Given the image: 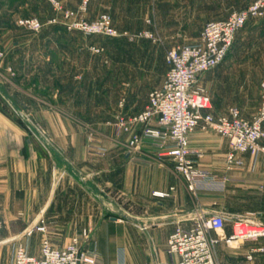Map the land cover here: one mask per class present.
<instances>
[{
	"label": "crops",
	"instance_id": "1",
	"mask_svg": "<svg viewBox=\"0 0 264 264\" xmlns=\"http://www.w3.org/2000/svg\"><path fill=\"white\" fill-rule=\"evenodd\" d=\"M60 1L70 9L81 2ZM106 3L119 14V28L130 37L141 30L166 31L159 22L189 15V0H93L86 17L106 11ZM215 3L227 8L217 18L225 19L248 1L239 8L234 6L241 1ZM50 6L48 0H0V95L17 108L15 115L0 106V264H12L21 240L30 255H40L44 234L25 235L40 218L51 225L49 238L56 246L87 229L90 236L82 247L96 252L95 264H170L178 260L166 250L170 234L204 210L226 218L223 230H209L219 238L214 247L218 264H264L259 250L264 238L228 241L237 220L264 223V155L255 159L242 154V166L230 165L229 141L196 130L190 146L204 152L199 167L224 181L196 191L188 189L172 158L160 156L150 142L133 158L130 134L109 122L121 110L141 111L148 91L162 85L169 69L164 50L138 47L144 60L127 63V75L119 79V38L86 36L63 24H47L34 32L16 23L30 14L48 20ZM257 37L260 44H252ZM249 52H264V18L250 20L224 62L201 76L199 84L211 96L215 114L242 107L234 77L238 57ZM90 134L100 142H90ZM171 187L169 197L154 195Z\"/></svg>",
	"mask_w": 264,
	"mask_h": 264
},
{
	"label": "built area",
	"instance_id": "2",
	"mask_svg": "<svg viewBox=\"0 0 264 264\" xmlns=\"http://www.w3.org/2000/svg\"><path fill=\"white\" fill-rule=\"evenodd\" d=\"M55 15L50 24H63L70 30H78L88 35L119 38L120 34L113 24L112 15L103 12L93 20L87 19L92 0H82L78 9L65 7L60 0H49ZM264 18V0H248L245 7L233 9L227 18L209 20L205 23L200 37L192 43L176 44L167 50L169 66L161 86L152 89L145 107L127 114L119 111L110 124H115L118 132L130 134L129 153L133 158L139 156L143 146L151 143L159 150L160 156H169L174 167L186 180L190 191L198 188H211L223 184L216 175L201 169L198 162L204 152L191 148L190 134L196 130L212 131L225 137L230 143L226 154L227 163L242 166V154L250 153L255 159L264 155V80L261 84V103L251 116L244 115L239 106H229L225 113L215 114L211 96L199 84L201 76L224 62L236 35L253 19ZM17 24L39 32L44 23L37 16L22 17ZM126 34V33H125ZM145 35L153 37L149 31ZM99 51L98 48H93ZM4 52L0 51V59ZM9 70H12L9 67ZM121 107L123 102L120 103ZM44 135V134H42ZM45 140L47 138L45 137ZM89 141L99 143L94 134ZM104 152V149L100 150ZM174 187L168 191H155L159 197L171 196ZM225 215L219 212L209 214L206 210L197 214L188 226L178 224L170 234L166 250L176 254L178 260L170 264H218L214 247L219 238L210 236L209 230H223ZM230 240L243 238H264V223L250 218L237 220L233 224ZM245 228H247L245 230ZM53 231L44 218H40L25 235L35 232L44 234L39 256L30 255L24 241H19L13 250L12 264H95L97 254L94 250L83 249L90 233L82 229L64 246L54 245L49 234ZM2 225L0 223V236ZM264 252V246L259 249Z\"/></svg>",
	"mask_w": 264,
	"mask_h": 264
},
{
	"label": "rangeland",
	"instance_id": "3",
	"mask_svg": "<svg viewBox=\"0 0 264 264\" xmlns=\"http://www.w3.org/2000/svg\"><path fill=\"white\" fill-rule=\"evenodd\" d=\"M220 1H223V0H220ZM225 1H228V0H225ZM236 1L237 3L239 1L242 2V5L237 4L234 6L236 8H239V7L244 6L248 0H236ZM108 3H106L107 5L105 8L106 11H103V12H109L112 15L113 24L120 34L119 54L117 56V59L119 60V79L123 78L122 76L126 77L127 63L144 60L142 58V54L140 53V51L138 52V47L146 48L150 45H155L157 47L160 46L161 49L164 50V56L166 58L167 50L170 47L176 44L192 43V42L197 41L207 21L221 18L223 14L225 15L227 13V8L225 9L223 8V6H217L215 3V0H189L188 9H187L189 15L187 19H184L178 16L177 17L172 16V19L169 21L167 20V21L159 22V24H161L162 26L161 28L162 29L164 28L166 31H162L161 29L160 31L141 30V31H136L134 33V36L130 37V33L127 30H121L119 28V14H117L114 11L113 6ZM50 5H51L50 9L52 10L53 15L44 22L40 19L38 15H35V14H30V15L22 16V17L37 16L44 23V26L47 24H50L48 23L49 20L55 15L53 6L51 3ZM78 7L76 9H78ZM44 10H46V7H44ZM89 10H90V6H89ZM88 13L89 11L86 14ZM228 13H229V10H228ZM22 17H19V18H22ZM95 18L87 17V19L89 20H93ZM24 29L30 30L27 28H24ZM145 31H149L151 34H153V37H149L145 35L144 34ZM82 34L86 36H94L97 38H109L106 36L88 35L84 33ZM260 41L261 39L257 37L253 39L252 44H260ZM93 50L95 51V49ZM166 66L167 64L165 65V67ZM236 67L237 68L235 70V77H234L235 83H236L235 84L236 85V97L238 100L241 99L242 107L240 105L238 106L242 109L245 116L250 117L249 114L257 111L261 103V92H262L261 84L264 80V52L262 53L249 52L245 55L240 54L236 62ZM156 71L158 73V70ZM148 93L150 92L148 91ZM3 102H4V105H2ZM57 103H59L60 105L64 104V102L62 103L57 102ZM0 106H2L3 108L7 110L13 111L15 115L17 113L16 106L6 102L1 95H0ZM31 124L36 125L37 123L33 119ZM43 134L45 137L48 135L47 133H43Z\"/></svg>",
	"mask_w": 264,
	"mask_h": 264
},
{
	"label": "bare ground",
	"instance_id": "4",
	"mask_svg": "<svg viewBox=\"0 0 264 264\" xmlns=\"http://www.w3.org/2000/svg\"><path fill=\"white\" fill-rule=\"evenodd\" d=\"M247 228H245V230H246Z\"/></svg>",
	"mask_w": 264,
	"mask_h": 264
}]
</instances>
